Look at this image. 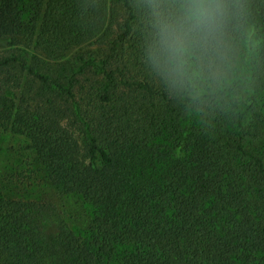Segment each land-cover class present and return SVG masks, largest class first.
Segmentation results:
<instances>
[{"label": "trees", "instance_id": "1", "mask_svg": "<svg viewBox=\"0 0 264 264\" xmlns=\"http://www.w3.org/2000/svg\"><path fill=\"white\" fill-rule=\"evenodd\" d=\"M183 0H0V127L91 210L84 235L0 189V264H264V0L224 60L151 59Z\"/></svg>", "mask_w": 264, "mask_h": 264}, {"label": "clouds", "instance_id": "2", "mask_svg": "<svg viewBox=\"0 0 264 264\" xmlns=\"http://www.w3.org/2000/svg\"><path fill=\"white\" fill-rule=\"evenodd\" d=\"M157 15L151 59L167 70L173 83L182 82L196 52L209 65L226 58V27L232 15L226 0H183L178 15Z\"/></svg>", "mask_w": 264, "mask_h": 264}, {"label": "rangeland", "instance_id": "3", "mask_svg": "<svg viewBox=\"0 0 264 264\" xmlns=\"http://www.w3.org/2000/svg\"><path fill=\"white\" fill-rule=\"evenodd\" d=\"M0 189L11 198L44 200L68 214L69 221L84 235L91 210L80 200L62 194L49 180L30 142L0 127Z\"/></svg>", "mask_w": 264, "mask_h": 264}]
</instances>
